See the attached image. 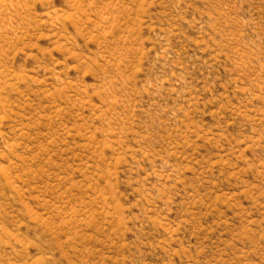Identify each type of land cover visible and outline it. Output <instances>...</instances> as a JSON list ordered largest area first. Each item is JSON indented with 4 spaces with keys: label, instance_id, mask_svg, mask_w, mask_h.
I'll list each match as a JSON object with an SVG mask.
<instances>
[{
    "label": "rangeland",
    "instance_id": "obj_1",
    "mask_svg": "<svg viewBox=\"0 0 264 264\" xmlns=\"http://www.w3.org/2000/svg\"><path fill=\"white\" fill-rule=\"evenodd\" d=\"M0 264H264V0H0Z\"/></svg>",
    "mask_w": 264,
    "mask_h": 264
}]
</instances>
